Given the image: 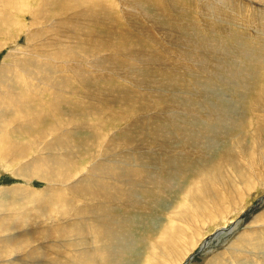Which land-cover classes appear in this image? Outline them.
Listing matches in <instances>:
<instances>
[{
  "label": "rangeland",
  "instance_id": "obj_1",
  "mask_svg": "<svg viewBox=\"0 0 264 264\" xmlns=\"http://www.w3.org/2000/svg\"><path fill=\"white\" fill-rule=\"evenodd\" d=\"M42 1L0 0V208L5 207L0 212L5 215L0 214L7 217L1 219L0 216V234H3L0 241L19 234L22 248L17 251V248H8V243L1 241L5 248L0 246V264H73L69 256L75 264H84L80 262L84 259L90 261L81 254L85 247L79 248L83 249L82 252L78 251L76 234L80 236L86 231L95 233L102 230L106 235L110 232V224H117L116 229L121 230L119 236L129 237L127 224L117 220L129 210L125 204L131 202L129 199L125 201V196L116 195V189L125 188L128 192L132 181L145 178L143 171L149 175L147 179L158 177V181L163 183V175H169L172 170L169 185L163 188L162 193L153 188V194L152 190L149 191L150 195L155 193L161 198L156 202L151 200L154 202L151 211L142 214L129 211L137 223L132 229L135 231L132 233L137 235L129 243L133 256L114 250L125 259L127 257L125 264H207L210 259L223 254L226 257L222 258L228 264H239L231 254L243 260L240 264H264V148H261L264 147V122H260L263 128L258 129L256 122L247 114L244 131L236 129L232 138L230 132H225L226 140L213 132L208 139V154L189 149L186 140L192 134L187 139L179 134L176 139V131L165 136L161 134L168 119L189 120L198 112L192 109L194 112L190 115L182 114L180 111L185 110L177 106L179 100L175 98L182 95L184 99L191 100L201 95L197 90L188 89L195 85L193 74L207 78L200 81V86L209 79L217 83V77L223 75V67L218 69L221 72L215 71V79L208 71H202L206 64L205 61L199 64L197 56H204L215 48L222 51L223 59L230 58L228 48L237 44L251 51L264 48V0H85L87 6L81 0H53L54 4L51 0ZM79 3L83 4L80 6ZM192 31H195L196 38L188 42V34ZM250 58L253 62L249 58L237 59L243 63L247 60L249 67H255L259 75L264 74L261 59ZM237 59L231 57L228 65L236 66ZM171 84L177 85L172 87ZM174 86L176 90H172ZM209 86L213 91L207 94L211 107L208 104L198 107L201 114L192 119L204 120L209 115L205 116V111L209 110L224 112L223 108L230 103L228 119H238L243 109L230 88ZM183 87H186L184 92L181 91ZM214 91L222 93L221 96L213 97ZM161 92H166V97ZM159 94L164 100L159 98ZM202 94L206 96V93ZM165 100L172 104L169 108ZM173 105L179 107L178 112L177 108H172ZM262 111L258 107L255 110L258 114L261 112L260 119L264 121ZM188 125L194 126L193 123ZM9 144L13 148L8 147ZM60 150L64 151V156ZM6 152L10 156L7 157ZM61 155L63 157L59 158ZM199 166H206L207 171ZM184 170L192 171L187 174L195 177L196 184L191 185V189L189 183L186 184L188 177H180ZM105 171H111L110 175ZM132 171L141 174L138 176ZM208 173L212 175L207 184L205 177ZM134 175L136 179L133 180ZM97 182L100 188L95 186ZM142 192L137 188L134 195L145 203ZM114 196L118 199H113ZM148 201L150 203L149 198ZM193 203L196 205L192 206ZM7 205L13 206L8 208ZM121 205L124 208H120ZM36 206H40L38 210ZM6 208L14 209V213L10 210L14 214L12 217ZM94 210L98 215L111 211L113 217L117 216L115 221L105 219L106 222L102 220L101 223L98 217H92ZM206 214H211L212 218H208L211 220L205 219ZM188 215L198 219L194 228L186 223ZM179 228L183 235L178 240ZM74 235L76 243L73 244ZM170 235L179 242L170 244L167 240ZM142 238L152 241L151 245L157 241V246L150 247L158 252L152 259L157 256L158 261H163L155 263L149 258L151 251ZM171 247L174 251L169 254L173 256L167 259ZM3 251L8 254L3 256Z\"/></svg>",
  "mask_w": 264,
  "mask_h": 264
},
{
  "label": "bare ground",
  "instance_id": "obj_2",
  "mask_svg": "<svg viewBox=\"0 0 264 264\" xmlns=\"http://www.w3.org/2000/svg\"><path fill=\"white\" fill-rule=\"evenodd\" d=\"M23 1V0H22ZM27 1V0H26ZM42 1V0H41ZM81 1H83L84 2V5L86 4L85 3V0H81ZM32 2H35V1H32ZM43 2V1H42ZM45 2H47L46 0H45ZM49 3H50V1H48ZM57 2V1H56ZM102 2V1H101ZM100 2V3H101ZM30 3V2H29ZM51 3H55V2H53V0H51ZM59 3V2H58ZM62 3H63V1H62ZM65 3V2H64ZM93 3V2H92ZM41 4V3H40ZM39 4V5H40ZM43 5H44V3H42ZM57 4V3H56ZM55 4V5H56ZM80 4V3H79ZM81 4H83V3H81ZM81 4H80V6H81ZM145 4V3H144ZM48 5V4H47ZM64 5V4H63ZM73 5V4H72ZM88 5V4H87ZM87 5H85V6H87ZM148 5V4H147ZM41 6V5H40ZM50 6V5H49ZM62 6V5H61ZM84 6V7H85ZM139 6V5H138ZM142 6V5H141ZM43 6H41V8H42ZM46 7V6H45ZM56 7H58L57 5H56ZM59 7H60V5H59ZM83 7V8H84ZM30 8V7H29ZM47 8V7H46ZM65 8V7H64ZM85 8H87V7H85ZM48 9V8H47ZM54 9V8H53ZM59 9H61V8H59ZM63 9V8H62ZM52 9H50V11H51ZM55 10V9H54ZM58 10V9H57ZM56 10V11H57ZM108 10V9H107ZM24 11V10H23ZM36 11V10H35ZM43 11V10H42ZM64 12V11H63ZM72 12V11H71ZM86 12V11H85ZM88 12V11H87ZM86 12V13H87ZM94 12V11H93ZM38 13V12H37ZM40 14V13H39ZM38 14V15H39ZM57 14V13H56ZM65 14V13H64ZM71 14V13H70ZM1 15V14H0ZM36 15V14H35ZM46 15V14H45ZM44 15V16H45ZM55 14H53L52 16H54ZM74 15V14H73ZM117 15V14H116ZM14 16V15H13ZM40 16V15H39ZM49 16H50V14H49ZM48 16V17H49ZM63 16V15H62ZM77 16V15H76ZM11 17V16H10ZM41 17V16H40ZM65 17V16H64ZM70 17H72V16H70ZM106 17V16H105ZM13 18V17H12ZM66 18V17H65ZM65 18H62V19H65ZM81 18V17H80ZM107 18V17H106ZM40 19V18H39ZM61 19V20H62ZM4 20V22H5V19H3ZM43 20V19H42ZM81 20V19H80ZM47 21V20H46ZM56 21V20H55ZM3 22V23H4ZM60 22V21H59ZM66 22V21H65ZM9 23V22H8ZM48 23V22H47ZM77 24H79V23H77ZM87 26V25H86ZM59 27V26H58ZM57 27V28H58ZM69 27V26H68ZM62 28V27H61ZM67 29H69V28H67ZM66 29V30H67ZM188 29V28H187ZM186 29V30H187ZM190 30H192V29H195V28H189ZM62 30H64L63 28H62ZM66 30L64 31V32H66ZM82 30V29H81ZM50 30H48V32H49ZM186 34H188V33H186ZM7 35V34H6ZM190 37H189V39L190 40H188V42H191V41H193V39H195L196 38V35H195V31H192V32H189V34H188ZM98 37V36H97ZM110 39V38H109ZM181 40H183V39H181ZM111 40H108V42H110ZM99 42V41H98ZM111 44H112V42H110ZM239 44H237V45H233L231 48H228V53L230 54L229 56H230V58L231 57H233V58H249L248 60L250 61V62H253L252 60H251V58H250V56H254L255 58V60H257L256 58H258V60L259 59H261V64H262V66H263V70H264V48H258V49H256L255 51H251V50H249L248 48H246V47H244V46H238ZM108 46V45H107ZM187 48V47H186ZM227 49H225V51H226ZM182 52V51H181ZM183 52H186V51H183ZM222 53V51L221 50H218V49H215V48H213V49H211V51L209 52V53H207V54H205L204 56H197L198 57V63L200 64V63H202L203 61H205V64H206V66H203V67H205V68H201L202 69V71H208V73L210 74V75H213L212 76V78H214L215 79V75H214V73H215V71H220V70H218V69H221L222 67V74L223 75H220L219 77H217V79H219V82H217L216 80V82L217 83H214V82H212V81H214V80H205V82L202 84V86H200V81H204L203 79H205L206 77L204 76V78H202V77H199V75L198 74H193L194 75V77H192V78H194L195 80H196V82H194V86L193 87H188V89L190 90V91H192V90H197V92L198 93H201V95L198 97V98H194V99H196V100H194V99H191V100H189V99H184L183 98V96L182 95H177L178 97H175V98H177L178 100H179V102L177 103V104H175V105H177V106H179L182 110H185V111H180V112H182V114L183 113H187V114H189V113H192V112H194V111H192V109H196L198 112L196 113H194L193 115H191V117L193 118V117H195V115L196 114H198V113H200L201 112V110H199V108L198 107H200V106H203V105H207L209 102H210V99H209V95L207 96V94H209V92L210 91H212L211 90V86H209V85H214V86H222V87H224V88H227L228 89V87L230 88V90H231V92H232V95H235V99H236V101L239 103L238 105L240 106V107H242L241 109H243V111H240V112H242V114H240L239 115V117H238V119L237 118H230V119H228L229 118V116H228V111H227V109L229 108V112H230V105L232 104V103H230L229 105H227V106H225L224 108H223V111L224 112H218V113H215L216 111H214V110H212L211 112H210V110H209V112L208 111H205V116H207L208 114V117L207 118H205L204 117V115H202L203 117H204V120H195V119H192V118H190L189 120H187V119H177V120H173L172 119V121L170 120V119H168L167 120V124H164V126H163V128H161V129H163V133H161V134H163L164 136L165 135H169L171 132H174V131H176V132H174V137L176 138H178V134L179 135H184L183 136V138L185 137V139H187V137L189 136V135H191V137L188 139V140H186V143L188 144V147H189V149H191V150H202V152L203 153H206V154H208V151H207V149H208V139H210L211 137H212V134H213V132H216L215 133V136H217L218 135V137L219 138H223V140L225 139V137H224V135H225V132H230V137L232 138L233 136V132L236 130V129H241L240 130V132H242V131H244V129H245V126H246V122L244 121V119H247V114L250 116V118H252L255 122H256V124H257V128L258 129H261V128H263V124L261 125V123L260 122H264L263 120H261L260 119V115H261V112H259V114H258V112H255V110H256V108L258 107V110L260 111L261 109H263V111L262 112H264V74H261V75H259L257 72H256V70H255V67L254 68H251V67H249L248 66V64L246 63L247 62V60L243 63V61L242 62H239V59H237L235 62H237L238 61V63H235V64H237L236 66H229L228 65V63L227 62H229V61H231L230 60V58H226V59H223V54H221ZM179 54H182V53H179ZM185 54H187V52L185 53ZM216 54V55H215ZM232 54V55H231ZM189 55V54H188ZM227 55H225V57H226ZM188 59V58H187ZM209 60V61H208ZM232 60H234V59H232ZM257 60V61H258ZM256 61V62H257ZM154 63H155V61H154ZM157 63H158V61H157ZM249 63V62H248ZM153 64V63H152ZM229 64H230V62H229ZM234 64V63H233ZM155 65V64H154ZM213 65V66H212ZM260 64H258L257 66H259ZM115 66H117V63H115ZM159 66V65H158ZM179 66V65H178ZM161 67V66H160ZM237 69H239V71L237 72V70H236V68ZM181 68H183V67H181ZM235 70H234V69ZM31 70V69H30ZM189 70V69H188ZM170 72H171V70H170ZM170 72H169V74H170ZM189 72V71H188ZM205 72V73H206ZM11 73V72H10ZM174 73V72H173ZM220 73V74H221ZM236 73V74H235ZM1 74V73H0ZM164 74V73H163ZM185 74V73H184ZM187 74V73H186ZM204 74V73H203ZM203 74H201V75H203ZM234 74V75H233ZM130 75L132 76V74L130 73ZM165 75V74H164ZM219 75V74H218ZM134 76V75H133ZM175 76H176V74H175ZM189 76V75H188ZM207 76V75H206ZM170 77V76H169ZM3 78H4V76H3ZM167 78H168V76H167ZM175 79V78H174ZM190 79V78H189ZM207 79V78H206ZM170 80H172V79H170ZM134 81H135V79H134ZM133 81V82H134ZM154 82V81H153ZM159 82H160V80H159ZM137 83V82H136ZM139 83V82H138ZM172 83V82H171ZM161 84V83H160ZM165 84V83H164ZM182 83H180V85H181ZM185 84H186V82H185ZM188 85L190 84V83H187ZM138 85V84H137ZM139 85H140V83H139ZM138 85V86H139ZM172 85V87H173V85H175V84H171ZM171 85H170V87H171ZM177 85V84H176ZM175 85V86H176ZM233 85H237V86H233ZM154 86V85H153ZM161 86V85H160ZM174 86V88L172 89V90H176L175 87ZM182 86V85H181ZM186 86V85H185ZM7 87H9V85L7 86ZM168 87H169V83H168ZM221 87V88H222ZM5 88V87H4ZM178 88V87H177ZM219 88V87H218ZM7 89H9V88H7ZM6 89V90H7ZM184 89H186V87H183L182 89H181V91L182 92H184ZM216 89V88H215ZM223 89V88H222ZM168 90H170V91H172L171 89H168ZM214 90V89H213ZM219 90H221V89H219ZM1 91V90H0ZM85 92V91H84ZM148 92V91H147ZM174 92V91H173ZM196 92V93H197ZM213 92V91H212ZM217 91H214V94H213V97L214 96H218V97H220L221 96V94L222 93H220L219 94V92H217ZM18 93V92H17ZM162 93V92H161ZM160 93V94H161ZM166 93V92H165ZM165 93H162L161 95H163L164 94V96L166 97V95H165ZM171 93V92H170ZM179 93V92H178ZM181 93V92H180ZM179 93V94H180ZM187 93V92H186ZM188 93H189V91H188ZM202 93H206L205 95L206 96H204ZM215 93H216V95H215ZM36 94V93H35ZM150 94V93H149ZM148 94V95H149ZM160 94H159V96H160ZM183 94V93H182ZM85 95V94H84ZM168 95V94H167ZM176 95V94H175ZM211 95V94H210ZM18 96V95H17ZM171 96V95H170ZM212 96V95H211ZM164 97V98H165ZM168 98H169V96H167ZM171 97H173V96H171ZM193 97V96H192ZM159 98H161V100L163 99V97H159ZM167 98V99H168ZM174 98V100L175 101H177V99H175ZM2 99V98H1ZM13 99V98H12ZM216 99V98H215ZM220 99V98H219ZM218 99V100H219ZM223 99V98H222ZM164 100V99H163ZM168 100H171V99H168ZM161 102V101H160ZM163 102V101H162ZM167 102H169V101H167ZM223 102H225V101H223ZM165 103H166V100H165ZM173 103V102H172ZM176 103V102H175ZM214 103V102H213ZM255 103L257 104L256 106H255ZM168 104V108H169V105L171 104H169V103H166V105ZM210 104V103H209ZM208 104V106H210ZM166 105H163L162 104V106H166ZM172 105V104H171ZM170 105V106H171ZM205 105V106H206ZM217 105H219V104H217ZM225 105V104H224ZM160 106V105H159ZM174 106V105H173ZM229 106V107H228ZM232 106V105H231ZM161 107V106H160ZM163 107V108H164ZM179 107H172V108H177V112H178V109H179ZM211 107V106H210ZM213 107V106H212ZM234 107V106H233ZM256 107V108H255ZM259 107H261V108H259ZM203 108V107H202ZM205 108V107H204ZM232 108V107H231ZM236 108V107H235ZM165 109V108H164ZM206 109H208V107L206 108ZM205 109V110H206ZM213 109V108H212ZM216 109V108H215ZM234 109V108H233ZM171 110V109H170ZM172 110H174V109H172ZM220 110H221V108H220ZM236 110V109H235ZM245 110H246V112H245ZM87 111V110H86ZM166 111H168L167 109H166ZM203 111H204V109H203ZM172 112V111H171ZM175 112V111H174ZM179 112V113H180ZM235 112V111H234ZM243 112H244V114H243ZM231 113H232V111H231ZM172 114V113H171ZM178 114V113H177ZM201 114V113H200ZM165 115V114H164ZM170 115V114H169ZM178 115H180V114H178ZM178 115H176L177 117H178ZM190 115V114H189ZM199 115V114H198ZM235 115V114H234ZM171 116V115H170ZM169 116V118H172V117H170ZM181 116H183V115H181ZM157 117V116H156ZM175 117V116H174ZM184 117V116H183ZM190 117V116H189ZM188 117V118H189ZM166 118H168V116H166ZM196 118V117H195ZM22 119V118H21ZM175 119V118H174ZM14 122V121H13ZM164 122H166V120L164 119ZM240 122V123H239ZM15 123V122H14ZM39 123H40V121H39ZM189 123H193L194 124V126L193 127H189ZM26 124V123H25ZM197 124H199L200 125V127H195ZM76 125V124H75ZM81 126V125H80ZM84 126V125H83ZM82 126V127H83ZM160 126V125H159ZM158 126V128H160ZM41 127V126H40ZM43 127V126H42ZM77 128H78V126H76ZM82 127L80 128V129H82ZM162 127V126H161ZM256 127V126H255ZM76 128V129H77ZM157 128V129H158ZM257 128H256V130H257ZM74 129V128H73ZM161 129H159V130H161ZM169 129L171 130V131H169ZM32 130V129H31ZM37 130V129H36ZM84 130V129H83ZM83 130H82V132H83ZM158 130V131H159ZM35 131V130H34ZM76 131V130H75ZM157 131V132H158ZM19 132V131H18ZM27 132V131H26ZM71 132V131H70ZM78 132V131H77ZM264 132V131H263ZM9 133V132H8ZM19 133H22V132H19ZM237 133V132H236ZM68 134V133H67ZM74 134V133H73ZM82 134V133H81ZM217 134V135H216ZM193 136H194V138H193ZM35 137V136H34ZM45 137V136H44ZM71 137V136H70ZM181 137V136H180ZM228 137H229V133H228ZM6 138H8V137H6ZM42 138V137H41ZM176 138V139H177ZM201 138V139H200ZM231 138H229V139H231ZM242 138V137H241ZM248 138V137H247ZM4 139V138H3ZM89 139H91V138H89ZM168 139H169V137H168ZM200 139V140H199ZM5 140V139H4ZM170 140V139H169ZM168 140V141H169ZM172 140V139H171ZM226 140V139H225ZM59 141H63V140H59ZM9 142V141H8ZM184 142V141H183ZM6 143V142H5ZM19 143V142H18ZM63 143L65 144V142L63 141ZM63 143H62V145H63ZM186 143H185V145H186ZM261 143H262V141H261ZM35 144V143H34ZM34 144H33V146H34ZM55 144V143H54ZM73 144V143H72ZM184 144V143H183ZM2 145V144H1ZM57 145H58V143H57ZM170 145V144H169ZM6 146V145H5ZM9 146H12V144L10 145H8V147ZM15 146H16V144H15ZM20 146V145H19ZM50 146V145H49ZM53 146V145H52ZM67 147H68V145H66ZM74 146H75V144H74ZM74 146H73V148H74ZM187 146V145H186ZM192 146H193V148H192ZM8 147H7V151H8ZM17 147V146H16ZM22 147V146H21ZM24 147V146H23ZM62 147V146H61ZM64 147V146H63ZM62 147V148H63ZM169 147V146H168ZM170 147H171V145H170ZM258 147H260L259 145H258ZM12 148H13V146H12ZM19 148V147H18ZM71 148V147H70ZM78 148V147H77ZM261 148H264V147H262L261 146ZM260 148V149H261ZM6 149V148H5ZM5 149H3L4 150V152H5ZM17 149V148H16ZM63 149H65V148H63ZM259 149V148H258ZM259 149V150H260ZM13 150V149H12ZM21 150V149H20ZM24 150H25V148H24ZM27 150V149H26ZM51 150H53L52 148H51ZM57 150V149H56ZM262 150V149H261ZM11 151V150H10ZM10 151H9V154H10ZM17 152H18V150H16ZM16 151H14V153L16 154ZM61 151V150H60ZM63 151V150H62ZM61 151V153H63ZM72 151H73V149H72ZM79 151V150H78ZM1 152H3V151H1ZM3 152V153H4ZM21 152V151H20ZM25 152H28V150L27 151H25ZM48 152H51V151H48ZM54 152H55V150H54ZM201 152V153H202ZM258 152V151H257ZM261 152V151H260ZM12 153H13V151H12ZM11 153V155L13 156V154ZM69 152H67V155H69L68 154ZM202 153V154H203ZM230 153V152H229ZM6 154H7V152H6ZM9 154H7V157H8V155ZM19 154V153H18ZM51 154V153H50ZM49 153H48V155H50ZM74 154V153H73ZM4 155V157H5V154H3ZM24 155V154H23ZM23 155H22V157H23ZM63 156H64V153L62 154ZM61 155V157H59V158H62L63 156ZM239 155V154H238ZM1 156V155H0ZM10 156V155H9ZM55 156V155H54ZM16 157V156H15ZM18 157V156H17ZM19 157H20V154H19ZM18 157V158H19ZM46 157H48V156H46ZM50 157V156H49ZM52 157V156H51ZM206 157V156H205ZM258 157V156H257ZM57 158V157H56ZM66 158H68L67 156H66ZM11 159H13L12 157H11ZM16 159V158H15ZM47 159V158H46ZM69 159V158H68ZM222 159V158H221ZM254 159H255V157H254ZM7 160H8V158H7ZM54 160V159H53ZM62 160V159H61ZM172 160V159H171ZM192 160V159H191ZM205 160V159H204ZM10 161V160H9ZM12 161H14L15 162V160H12ZM45 161V160H44ZM63 161H64V159H63ZM62 161V162H63ZM203 161V160H202ZM223 161H224V159H223ZM58 162V161H57ZM66 162H68V161H66ZM173 162V161H172ZM205 162H207V161H204V163ZM222 162V161H221ZM254 162V161H253ZM32 163V162H31ZM49 163V162H48ZM203 162H202V164H204ZM258 163V162H257ZM7 164V163H6ZM34 164V163H33ZM63 164H64V162H63ZM71 164V163H70ZM172 164V163H171ZM186 164V163H185ZM205 164H207V163H205ZM221 164V163H220ZM49 165H51V164H49ZM68 165V164H67ZM66 165V166H67ZM10 166V165H9ZM35 166V165H34ZM59 166V165H58ZM188 166V165H187ZM197 166V165H196ZM195 166V167H196ZM207 166V165H206ZM206 166H199L200 168H205V170H206ZM154 167V166H153ZM194 167V166H193ZM192 167V168H193ZM211 167V166H210ZM104 168V167H103ZM161 168V167H160ZM163 168H165V167H163ZM169 168V167H168ZM176 168H177V166H176ZM190 168V167H189ZM199 168V169H200ZM211 168H213V167H211ZM210 168V169H211ZM218 168V167H217ZM228 168V167H227ZM243 168H245V167H243ZM62 169V168H61ZM72 169V168H71ZM99 169H101V168H99ZM114 169V168H113ZM113 169H111V170H113ZM178 169V168H177ZM180 169V168H179ZM187 169V168H186ZM199 169H197L198 171H199ZM153 170V169H152ZM191 170V169H190ZM190 170H189V172L188 171H186V170H184L183 172H181L182 174L180 175V177L181 178H183V177H188V182H186V184L187 183H189V188L191 189V185H193V184H196V180H195V177L193 176V175H188L187 173H192V171L190 172ZM201 170V169H200ZM202 170H204V169H202ZM204 170V171H205ZM114 171V170H113ZM113 171H112V173H113ZM117 171V170H116ZM149 170H147V172H148ZM176 171V170H175ZM174 171V172H175ZM196 171V170H195ZM203 171V172H204ZM207 171V170H206ZM101 172H103V171H101ZM105 172H108V171H105ZM104 172V173H105ZM111 172V171H110ZM110 172H108L109 173V175H110ZM151 172V171H150ZM154 172V171H153ZM197 172V171H196ZM224 172V171H223ZM68 173V172H67ZM120 174H121V172H119ZM137 174L138 175V173H140L141 174V172H136V171H132V174ZM166 173H169V172H166ZM172 173H173V170H172ZM172 173L170 172V174L168 175V174H166V175H163V177H164V179H165V181L162 183V182H159L158 181V177H153V178H150V179H147L148 178V176L149 175H147L144 171H143V173L142 174H144V176H145V178H143V179H138L137 178V180H138V182H134V181H132L133 183H132V186H131V188L130 187H128V192H126L127 190H125V188H117V187H114V188H117L116 189V191H115V189H113L112 188V190H114L115 191V193H116V195H118V196H125V197H127V199L125 200V201H127L128 199H129V201L131 202V203H127V204H125V208L127 207V208H129V210L126 208V210H128V211H125L126 212V214H124L123 213V217H120L119 218V220H117V221H119L118 223H126L125 225H126V227L128 228V230L130 231L131 230V232H129V231H127L128 233H127V235L129 236H127L128 238L126 239V237L124 238V237H121V236H119L120 235V232H121V230H120V232L116 229L117 227V224H110V226H109V231L110 232H106L105 234L106 235H104V233L102 232V230H101V232H95V233H91L90 231H86V233H82V234H80V236H78V234H76L77 235V248H78V251H83V249H79V248H81V247H85V251L83 252V253H81V254H83L84 255V257H88L89 259H90V261H88V260H85L84 259V261L82 260V261H80V262H83L84 264H125L126 263V259H127V257H126V259H125V256L124 255H122V254H120V253H116L114 250H116V249H118V250H122L123 251V253H130V255H132L133 256V251H129L130 250V248H129V243H130V241H131V238H134V237H136V235H137V233L136 234H133L132 232H135V231H132V229H133V227L134 226H136V224L137 223H135L134 221H135V219L132 217V216H130L129 214H131L129 211L130 210H132L133 211V213H139V214H142V213H146V212H149V211H151L152 209H153V206H154V202H156V201H158V197H159V195L158 196H156V194L154 193V195H150L149 194V191H151L152 190V193L151 194H153V192H155V191H153V189H157L158 191H160V193H162V190H163V188H166V186L167 185H169V178L172 176ZM198 173V172H197ZM220 173V172H219ZM257 173V172H256ZM131 174V175H132ZM153 174V173H152ZM105 175V174H104ZM106 175H108V174H106ZM200 175V174H199ZM207 175V174H206ZM210 175H212V174H210V173H208V175L205 177L206 178V183H207V181H209V176ZM213 175H214V173H213ZM68 176V175H67ZM67 176H65V178L64 179H66V177ZM116 176V175H115ZM130 176V175H129ZM136 175H134V178H133V180L134 179H136V177H135ZM139 176V175H138ZM137 176V177H138ZM177 176V175H176ZM218 176V175H217ZM229 176V175H228ZM105 177V176H104ZM107 177V176H106ZM141 177V176H140ZM139 177V178H140ZM143 177V176H142ZM179 177V178H180ZM214 177V176H213ZM221 177V176H220ZM167 178V179H166ZM173 178H175L174 176H173ZM198 178V177H197ZM230 178V177H229ZM55 179V178H54ZM116 179V178H115ZM184 179V178H183ZM186 179V178H185ZM216 179V178H215ZM221 179V178H220ZM49 179L47 178V181H48ZM94 180V179H93ZM99 180V179H98ZM140 180V181H139ZM179 180V179H178ZM181 180V179H180ZM202 180V179H201ZM226 180V179H225ZM56 181V180H55ZM92 181V180H91ZM101 181V180H100ZM184 181H186V180H184ZM213 181V180H212ZM216 181V180H215ZM104 182V181H103ZM114 182V181H113ZM118 182V181H117ZM197 182H199V180L197 181ZM98 183V182H97ZM120 183V182H119ZM210 183V182H209ZM212 183V182H211ZM228 183V182H227ZM95 184V183H94ZM115 184V183H114ZM113 184V185H114ZM158 184V185H157ZM208 184V183H207ZM97 185H100V183H98V184H96L95 186H97ZM103 185V184H102ZM112 185V184H111ZM118 185V184H117ZM116 185V186H117ZM172 185V184H171ZM188 185V184H187ZM106 186V185H105ZM155 188H154V187ZM80 187V186H79ZM97 187H99V186H97ZM168 187V186H167ZM208 187V186H207ZM100 188V187H99ZM98 188V189H99ZM104 188L105 187H103V189L102 190H104ZM137 188L139 189V190H142L143 192H142V195L143 196H145V198H146V200L145 199H142L141 198V200H145V203H142V202H140L139 201V198L138 197H136L135 195H134V192L137 190ZM151 188H153V189H151ZM210 189L212 188L211 187V185H210V187H209ZM214 188V187H213ZM224 188H225V186H224ZM82 189V188H81ZM100 189V190H101ZM110 189V188H109ZM190 189H189V191H190ZM193 189H194V187H193ZM230 189V188H229ZM234 190H235V188H234ZM14 191V190H13ZM192 191V190H191ZM190 191V192H191ZM112 192V191H111ZM139 192V191H138ZM175 192V191H174ZM208 192V191H207ZM120 193H122V194H120ZM140 194H141V192H139ZM158 193V192H157ZM189 193V192H188ZM168 194V193H167ZM112 195V194H111ZM138 195V194H137ZM162 195V194H161ZM30 196V195H29ZM139 196H141V195H139ZM203 196V195H202ZM142 197V196H141ZM179 197V196H178ZM229 197H231V196H229ZM234 197V196H233ZM109 198V197H108ZM115 198H117L118 199V197H116V196H114V198L113 199H115ZM148 198L150 199V203H148L149 201H148ZM195 198V197H194ZM110 199H112V198H110ZM121 199V198H120ZM161 199V198H160ZM159 199V200H160ZM184 199V198H183ZM197 199V198H196ZM234 199V198H233ZM31 200V199H30ZM154 201V202H152V201ZM168 200V199H167ZM195 200V199H194ZM10 201V200H9ZM33 201V200H32ZM32 201H30V202H32ZM107 201V200H106ZM4 202V201H3ZM8 202V201H7ZM7 202L5 203V204H7ZM12 202H13V200H12ZM82 202H83V200H82ZM11 203V202H10ZM9 202H8V204H10ZM16 203L18 204V202L16 201ZM3 204V203H2ZM12 204V203H11ZM14 204V203H13ZM37 205V204H36ZM196 204L195 203H193L192 204V206H195ZM5 206V205H4ZM11 206V205H10ZM13 206V205H12ZM12 206L11 207H9L8 205H7V207L8 208H12ZM17 206V205H16ZM104 206V205H103ZM192 206H191V208H192ZM2 207V206H1ZM15 207V206H14ZM20 207V206H19ZM22 207H24V206H22ZM26 207H28V206H26ZM33 207V206H32ZM31 207V208H32ZM36 207H38V206H36ZM40 207V206H39ZM39 207L38 208H36L37 210L39 209ZM102 207V206H101ZM188 207V206H187ZM199 207V206H198ZM3 208H5V207H3ZM3 208L1 209V210H3ZM35 208V207H34ZM42 208V207H41ZM105 208V207H104ZM104 208H102L103 209V211L105 210ZM120 208H124L123 207V205H121L120 206ZM190 208V206L188 207V209ZM43 209V208H42ZM100 209V208H99ZM187 209V210H188ZM5 210H9V209H5ZM4 210V211H5ZM11 210V209H10ZM9 210V211H10ZM16 210V209H15ZM22 210V209H21ZM23 210H25V209H23ZM125 210V209H124ZM123 210V211H124ZM9 211H8V214H10V217H12L11 215H14V214H11V211H12V213H14L15 211H14V209L13 210H11L10 211V213H9ZM20 211V210H19ZM31 211V210H30ZM95 211V210H94ZM189 211V210H188ZM194 211V210H193ZM198 211V210H197ZM21 212V211H20ZM157 212V211H156ZM187 212V211H186ZM0 213H2V211L0 212ZM18 213V212H17ZM100 213H102V212H100ZM180 213V212H179ZM197 213V212H196ZM2 214H4V213H2ZM20 214V213H19ZM19 214H17L18 215V217L20 216ZM36 215H39L38 214V212H36L35 213ZM97 214V215H96ZM99 213H97V211H95V213H94V216H92L93 218H95V217H98L100 220H101V223L103 222L102 220H105V219H109L110 220V222H111V220H114L115 221V218H116V216L115 217H113L114 215H113V213L110 211V212H104V213H102V214H105V215H98ZM115 214V213H114ZM5 215V214H4ZM91 215V214H90ZM93 215V214H92ZM113 215V216H112ZM190 215V214H189ZM188 215V217H186L185 218V220H186V223L190 226V227H192V228H194L197 224V222H198V219L197 220H194L192 217H190ZM0 216H1V219H3L2 217H6V216H2L1 214H0ZM7 216H9V215H7ZM83 216V215H82ZM149 216V215H148ZM170 216H171V214H170ZM211 216V214H206V217H205V219H208V218H212V217H210ZM17 217V216H16ZM15 217V218H16ZM24 217V216H23ZM40 217V216H39ZM7 218V217H6ZM14 218V217H13ZM73 218V217H72ZM184 218V217H183ZM194 218H195V216H194ZM80 219V218H79ZM77 220V221H81V220ZM84 219V218H83ZM87 219V218H86ZM97 219V218H96ZM196 219V218H195ZM17 220V219H16ZM21 220H22V218H21ZM27 220V219H26ZM74 220V219H73ZM72 220V221H73ZM85 220V219H84ZM184 220V221H185ZM200 220V219H199ZM209 220H211V219H208V221ZM5 221V220H4ZM7 221V220H6ZM20 221V220H19ZM77 221H76V223H77ZM116 221V222H117ZM11 221L9 220L8 221V223H10ZM21 222V221H20ZM93 222V221H92ZM92 222H90V224H92ZM105 222H106V220H105ZM104 222V223H105ZM76 223H74V224H76ZM96 223H98L97 221H96ZM103 223V224H104ZM108 223H109V221H108ZM107 223V224H108ZM12 224H14L15 225V223H12ZM27 224V223H26ZM25 224V225H26ZM73 224V225H74ZM194 224H196V225H194ZM18 225V224H17ZM20 226H21V224H19ZM78 225V224H77ZM76 225V226H77ZM89 225V224H88ZM96 225V224H95ZM9 226H11V225H9ZM16 226V225H15ZM23 226V225H22ZM65 226V225H64ZM75 226V225H74ZM74 226H72L71 225V227L73 228ZM80 226V225H79ZM91 226V225H90ZM69 227V226H68ZM67 227V228H68ZM91 227H93V226H91ZM99 227V226H98ZM11 228V227H10ZM19 228H21V227H19ZM78 228V227H77ZM85 228H87V226L85 227ZM88 228H90V227H88ZM100 228V227H99ZM106 228V227H105ZM9 229V228H8ZM84 229V228H83ZM93 229H94V227H93ZM98 229V228H97ZM103 229H104V227H103ZM126 229V228H125ZM31 230V229H30ZM63 230V229H62ZM80 230V229H79ZM86 230V229H85ZM96 230V229H95ZM99 230V229H98ZM105 230V229H104ZM103 230V231H104ZM107 230V229H106ZM168 230V229H167ZM174 230V229H173ZM179 230H180V232H179V236H178V240L182 237V235H183V231L179 228ZM9 231V230H8ZM49 231H50V229H49ZM93 231V230H92ZM11 232V231H10ZM124 232V231H123ZM167 232V231H166ZM169 232V231H168ZM170 232H172V230H171V228H170ZM23 233V232H22ZM76 233V232H75ZM125 233V232H124ZM124 233H123V235H124ZM165 233V232H164ZM175 232H173V234H174ZM6 234V233H5ZM126 234V233H125ZM186 234V233H185ZM194 234V233H193ZM12 235V233L10 234V236ZM76 235H74V238H73V240L75 241H73L72 243L74 244V243H76ZM162 235H164V234H162ZM0 236H1V234H0ZM2 236H3V234H2ZM1 236V237H2ZM9 236V235H8ZM29 236H31V235H29ZM167 236V235H166ZM6 237V236H5ZM19 237H20V235L19 234H14V235H12L11 237H8V239L7 240H1V241H3V243H8V248H10V247H15L14 249H18L17 251H20L19 249H21L22 250V248H21V246H20V244H19V241L18 240H20L19 239ZM71 237V236H70ZM69 237V238H70ZM73 237V236H72ZM63 238V237H62ZM68 238V237H67ZM68 238V239H69ZM168 238V237H167ZM63 239H65V236H64V238ZM144 238H142V242H144V243H146V244H144V245H146V247H148V250H150L151 252H149V253H151V255H150V259H152V257L156 254V253H158V252H156L155 250V248H150L151 246L153 247V246H157L156 244H157V241H155L153 244L154 245H151V244H149V243H151L152 241H148V239H144ZM150 240V239H149ZM167 240H169L170 241V244H173V243H175V242H177L178 240H177V238H175L174 237V235H170L169 236V239H167ZM0 241V242H1ZM70 242V241H69ZM179 242V241H178ZM3 243L1 242V245L0 246H2L3 245ZM65 243H66V241H65ZM68 243V242H67ZM66 243V244H67ZM160 245H166V244H163V243H161V242H158ZM69 244V243H68ZM67 244V245H68ZM92 244V245H91ZM7 245V244H6ZM70 245V244H69ZM68 245V246H69ZM148 245V246H147ZM160 245H158V246H160ZM4 246V248H5V244L3 245ZM65 246V245H64ZM68 246H67V248H68ZM168 246H170V245H168ZM87 247V248H86ZM205 247V246H204ZM8 248H6V249H8ZM66 248V247H65ZM157 248V247H156ZM6 249H4V250H6ZM25 249V248H24ZM70 249H71V247H70ZM161 249H163V247L161 248ZM167 249V248H166ZM0 250H1V247H0ZM68 250V249H67ZM168 250V249H167ZM7 251V250H6ZM5 251V252H6ZM24 251V250H23ZM162 251V250H161ZM171 251H174V248H172L171 247V249H170V251L168 252V254L167 253H165V254H167V256H168V258L167 259H171L172 257L171 256H173V254H169V253H171ZM4 252V251H3ZM3 253L2 255L4 256V254H8V253ZM34 252V251H33ZM67 252V251H66ZM71 252H73V251H71ZM70 252V253H71ZM75 252H77V251H75ZM11 253V252H10ZM148 253V252H147ZM73 254H74V252H73ZM77 254H79V253H76V255ZM143 254V253H142ZM229 254V253H228ZM25 255V254H24ZM66 255H67V253H66ZM71 256H73L72 255V253L70 254ZM82 255V256H83ZM128 255V254H127ZM145 255H146V253H145ZM161 255V254H160ZM162 255H163V252H162ZM27 256V255H26ZM177 256V255H176ZM230 256H232L231 258H234L235 257V259L234 260H236V261H238L239 262V264L240 263H243V260H241L239 257H237L236 255H233V254H231ZM234 256V257H233ZM37 257V256H36ZM47 257V256H46ZM59 257V256H58ZM146 257V256H145ZM166 257V256H165ZM222 257H226L224 254L223 255H219V256H216V257H214V258H212V259H210V261L207 263V264H228L227 263V261H226V259H224V258H222ZM1 258V257H0ZM5 258V257H4ZM32 258V257H31ZM130 258V257H129ZM160 258V257H159ZM69 259L71 260V263H73V264H75V262H74V259L72 258V257H70L69 256ZM79 259V258H78ZM162 259H164V258H162ZM24 260H25V257H24ZM67 260V259H66ZM154 262L155 261H158V257L156 256L155 258H153L152 259ZM232 260V259H231ZM233 260V261H234ZM60 262H61V259L59 260ZM64 261V260H63ZM76 261V260H75ZM79 261V260H78ZM145 261V260H144ZM148 261V260H147ZM159 261H163V260H159ZM159 261H158V263H159ZM40 262H41V260H40ZM64 263H66V264H68V263H70V262H64ZM155 263H157V262H155ZM14 264V263H13ZM79 264V263H78ZM161 264V263H160Z\"/></svg>",
  "mask_w": 264,
  "mask_h": 264
}]
</instances>
